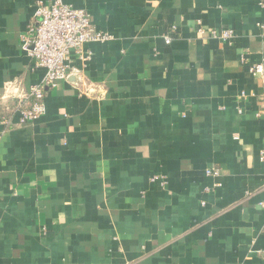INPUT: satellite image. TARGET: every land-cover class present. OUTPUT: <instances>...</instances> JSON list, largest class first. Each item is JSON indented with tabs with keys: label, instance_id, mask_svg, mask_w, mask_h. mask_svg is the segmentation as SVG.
Wrapping results in <instances>:
<instances>
[{
	"label": "crops",
	"instance_id": "1",
	"mask_svg": "<svg viewBox=\"0 0 264 264\" xmlns=\"http://www.w3.org/2000/svg\"><path fill=\"white\" fill-rule=\"evenodd\" d=\"M64 1L111 38L21 125L51 0H0V264H264V0Z\"/></svg>",
	"mask_w": 264,
	"mask_h": 264
},
{
	"label": "built area",
	"instance_id": "2",
	"mask_svg": "<svg viewBox=\"0 0 264 264\" xmlns=\"http://www.w3.org/2000/svg\"><path fill=\"white\" fill-rule=\"evenodd\" d=\"M172 30L175 33L177 28L174 26ZM195 30L199 37L219 38L229 43L236 36L232 28H207L201 21L196 22ZM110 38L109 33L95 28L90 13L85 9L76 8L64 0H51L48 4L38 3L35 19L24 36V48L33 68L44 69V76L21 95L18 107L19 124L38 121L46 109L47 89L56 88L60 81L78 73V68L71 63L73 57L82 62L92 58V52L85 49L87 43L105 42ZM165 40L170 42L171 36H166ZM250 70L264 81V62L255 63ZM239 111L242 112L241 109ZM260 159L264 161V149L260 151ZM205 173L218 176L220 169L207 168ZM159 178L154 176L153 180Z\"/></svg>",
	"mask_w": 264,
	"mask_h": 264
}]
</instances>
